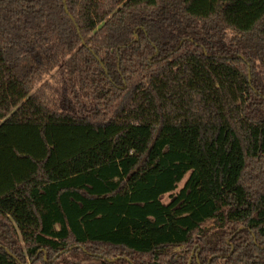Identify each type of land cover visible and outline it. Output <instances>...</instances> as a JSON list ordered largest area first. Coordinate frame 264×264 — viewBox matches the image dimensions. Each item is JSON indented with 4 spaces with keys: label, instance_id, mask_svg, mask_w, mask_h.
<instances>
[{
    "label": "trees",
    "instance_id": "1",
    "mask_svg": "<svg viewBox=\"0 0 264 264\" xmlns=\"http://www.w3.org/2000/svg\"><path fill=\"white\" fill-rule=\"evenodd\" d=\"M0 119V264H264V0H0Z\"/></svg>",
    "mask_w": 264,
    "mask_h": 264
},
{
    "label": "rangeland",
    "instance_id": "2",
    "mask_svg": "<svg viewBox=\"0 0 264 264\" xmlns=\"http://www.w3.org/2000/svg\"><path fill=\"white\" fill-rule=\"evenodd\" d=\"M39 86V83H37L35 85V89ZM181 185V183L179 184ZM162 200L163 201H167L168 200V196L167 195H164L162 197ZM46 256L43 255V258L46 260L45 258ZM65 258L62 259V260H59L58 264H97L98 261L94 258H86V257H83V256H80V255H70L68 254V256H64Z\"/></svg>",
    "mask_w": 264,
    "mask_h": 264
},
{
    "label": "water",
    "instance_id": "3",
    "mask_svg": "<svg viewBox=\"0 0 264 264\" xmlns=\"http://www.w3.org/2000/svg\"><path fill=\"white\" fill-rule=\"evenodd\" d=\"M64 10H65V12H67V8H66L65 4H64ZM69 17L72 19L71 15ZM111 260H113V259H111Z\"/></svg>",
    "mask_w": 264,
    "mask_h": 264
},
{
    "label": "crops",
    "instance_id": "4",
    "mask_svg": "<svg viewBox=\"0 0 264 264\" xmlns=\"http://www.w3.org/2000/svg\"><path fill=\"white\" fill-rule=\"evenodd\" d=\"M2 121V119H0V122Z\"/></svg>",
    "mask_w": 264,
    "mask_h": 264
}]
</instances>
